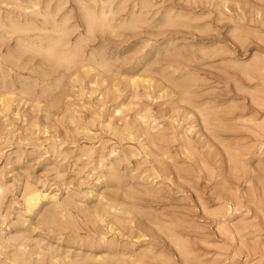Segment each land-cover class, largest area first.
<instances>
[{"label":"rangeland","instance_id":"obj_1","mask_svg":"<svg viewBox=\"0 0 264 264\" xmlns=\"http://www.w3.org/2000/svg\"><path fill=\"white\" fill-rule=\"evenodd\" d=\"M49 1L0 0V264H264V0Z\"/></svg>","mask_w":264,"mask_h":264},{"label":"bare ground","instance_id":"obj_2","mask_svg":"<svg viewBox=\"0 0 264 264\" xmlns=\"http://www.w3.org/2000/svg\"><path fill=\"white\" fill-rule=\"evenodd\" d=\"M5 1V0H4ZM8 1V0H7ZM47 1H49V0H47ZM75 1V0H74ZM88 1V0H87ZM90 1V0H89ZM120 1V0H119ZM118 1V2H119ZM147 1V0H146ZM151 1V0H150ZM12 2V1H11ZM10 2V3H11ZM15 2H18V0L16 1L15 0ZM100 2V1H99ZM127 2V1H126ZM13 3V2H12ZM22 3V2H21ZM27 3H28V1H27ZM49 3H50V1H49ZM68 3V2H67ZM93 3V2H92ZM101 3V2H100ZM109 3V2H108ZM46 4H47V2H46ZM95 3H93V5H94ZM119 4V3H118ZM4 5V4H3ZM29 5H30V1H29ZM32 5V4H31ZM63 5V4H62ZM79 5V4H78ZM115 5V4H114ZM35 6V5H34ZM34 6H32V7H34ZM43 6H44V4H43ZM47 6V5H46ZM45 6V7H46ZM79 6H81L82 7V5H79ZM118 6V5H117ZM122 6V5H121ZM23 7V6H22ZM27 7V6H26ZM36 7V6H35ZM47 7H49V6H47ZM47 7H46V9H47ZM62 7V6H61ZM70 7V6H69ZM84 7V6H83ZM82 7V8H83ZM115 7V6H114ZM28 8V7H27ZM31 8V7H30ZM60 8V7H59ZM98 8H100L99 6H98ZM141 8V7H140ZM2 9V8H1ZM25 9V8H24ZM33 9V8H32ZM57 9V8H56ZM62 9V8H61ZM86 9V8H85ZM101 9V8H100ZM113 9V8H112ZM27 10V9H26ZM55 10V9H54ZM59 10V9H58ZM63 10H64V8H63ZM20 11V10H19ZM18 11V12H19ZM87 11V10H86ZM85 11V12H86ZM114 11V10H113ZM122 11V10H121ZM140 11V10H139ZM172 11V10H171ZM24 12V11H23ZM26 12V11H25ZM31 12V11H30ZM56 12V11H55ZM58 12H60V11H58ZM88 12V11H87ZM102 12V11H101ZM141 12V11H140ZM167 12H169V11H167ZM29 13V12H28ZM27 13V14H28ZM57 13V12H56ZM103 13H105V12H103ZM120 13V12H119ZM121 13H123V12H121ZM135 13V12H134ZM221 13V12H220ZM16 14V13H15ZM86 14V13H85ZM106 14V13H105ZM51 15H52V13H51ZM65 15H67V14H65ZM132 15V14H131ZM37 16V15H36ZM135 16V15H134ZM38 17V16H37ZM114 17V16H113ZM166 17V16H165ZM86 18H88V31H90L91 32V29H92V27H95V26H97V25H99L98 27L99 28H102V26H103V24H102V22L101 23H99V24H96L97 23V19H96V17H95V15H91V13H89V14H87V16H86ZM117 18V17H116ZM121 18V17H120ZM140 18V17H139ZM42 19V18H41ZM52 19V18H51ZM72 19V18H71ZM102 19H104V18H102ZM118 19V18H117ZM142 19V18H141ZM172 19V18H171ZM184 19V18H183ZM191 19V18H190ZM63 20H65L64 18H63ZM63 20H61V21H63ZM87 20V19H86ZM114 20V19H113ZM116 20V19H115ZM135 20V19H134ZM170 20V19H169ZM45 21V20H44ZM48 21V20H47ZM51 21V20H50ZM104 21V20H103ZM55 22V21H54ZM59 22V21H58ZM64 22V21H63ZM67 22V21H66ZM122 22V21H121ZM135 22H137V21H135ZM141 22V21H140ZM53 23V22H52ZM52 23H51V25H52ZM143 23H145V22H142L140 25H142ZM162 23V22H161ZM22 24V23H21ZM50 24V23H49ZM56 24V23H55ZM61 24H63L62 22H61ZM108 25V24H107ZM119 25V24H118ZM121 25V24H120ZM126 25V24H125ZM128 25V24H127ZM130 26V25H129ZM161 26H163V25H161ZM173 26H174V24H173ZM120 27V26H119ZM168 27V26H167ZM171 27V26H170ZM180 27H182V26H180ZM125 28V27H124ZM127 28V27H126ZM163 28H164V26H163ZM165 28H166V26H165ZM176 28V27H175ZM64 29V28H63ZM63 29H62V32H63ZM75 29V28H74ZM116 29V28H115ZM152 29V28H151ZM178 29V28H177ZM29 30V29H28ZM55 30V29H54ZM57 31L59 30L58 28L56 29ZM67 31H68V29H66ZM76 30V29H75ZM25 31V30H24ZM23 30H22V32H24ZM27 31V30H26ZM37 31V30H36ZM41 31V30H40ZM39 31V32H40ZM88 31H87V33H88ZM101 30H99V32H100ZM124 31H126L125 29H124ZM130 31V30H129ZM128 31V32H129ZM149 31V30H148ZM34 32H35V30H34ZM52 32H53V30H52ZM62 32H60V33H62ZM144 32V31H143ZM154 32V31H153ZM90 34V33H89ZM89 34H88V36H89ZM99 34V33H98ZM109 34V33H108ZM5 35V34H4ZM60 35V34H59ZM102 35V34H101ZM111 35V34H110ZM90 36H91V34H90ZM4 37L5 36H3L2 38L4 39ZM31 37H32V35H31ZM36 37H37V35H36ZM7 38V37H6ZM90 38V37H89ZM93 39V38H92ZM6 40V39H5ZM22 40V39H21ZM88 41H90V43H91V39H87ZM237 40V39H236ZM1 41V40H0ZM32 41H34V40H32ZM55 42L53 43V44H56V43H58V42H60V37H57V39H55L54 40ZM66 41V40H65ZM86 41V40H85ZM28 42V41H27ZM71 42H72V40H71ZM32 43V42H31ZM41 43V42H40ZM45 44V43H44ZM43 44V45H44ZM52 44V43H51ZM29 46V45H28ZM31 46V45H30ZM37 47V46H36ZM77 48V47H76ZM75 48V49H76ZM185 48V47H184ZM217 48H219V47H217ZM224 49V48H223ZM41 50V49H40ZM46 50H47V53H48V56L49 57H53V52L51 51L52 50V48L51 47H49V46H47L46 47ZM181 50V49H180ZM39 52V51H38ZM217 53V52H216ZM22 53H20V55H21ZM76 54H77V51L76 50H74V52L73 53H71L69 56H67V57H60L59 59H57L58 61H61V62H63L64 64H67V65H70L69 63H71V61L73 60V58L76 56ZM98 54V53H97ZM215 54V53H214ZM62 55V54H61ZM100 56V55H99ZM175 56V55H174ZM177 56V55H176ZM219 56V55H218ZM83 57V56H82ZM213 57V56H212ZM216 57V56H215ZM253 57H256V56H253ZM55 58V57H54ZM180 58V57H179ZM214 58V57H213ZM258 60H259V58L258 57H256ZM16 60V59H15ZM18 60V59H17ZM82 60V59H81ZM94 60V59H93ZM103 60V59H102ZM162 60V59H161ZM187 60V59H186ZM53 61V60H52ZM124 61V60H123ZM184 61V60H183ZM85 62V61H84ZM83 62V63H84ZM62 63V64H63ZM82 63V64H83ZM101 63V62H100ZM107 63V62H106ZM18 64V63H17ZM90 64V63H89ZM251 64V63H250ZM262 64V63H261ZM19 65V64H18ZM86 65H88L87 63L85 64V66ZM95 65V64H94ZM106 65H108V64H105V66ZM111 65V64H110ZM72 66V65H71ZM81 66V68L83 67V65H80ZM80 66H77L76 68H77V71H78V67H80ZM92 66V65H91ZM112 66V65H111ZM110 66V67H111ZM97 67H99V70H100V66H97ZM25 68V67H24ZM67 68V67H66ZM76 68H75V70H76ZM94 68H96L95 66L93 67V68H91V69H94ZM112 68V67H111ZM80 69V68H79ZM88 70V69H87ZM246 70H248L249 72H250V74H248V75H251V73H255V74H257V73H259L260 75L262 74L260 71L261 70H264V68H261L260 67V65H259V63L256 61V62H254L252 65H250V66H248V69H246ZM58 71V70H57ZM56 71V72H57ZM89 71V70H88ZM92 71V70H91ZM90 71V72H91ZM247 71V72H248ZM103 72V71H102ZM101 72V73H102ZM262 72H264V71H262ZM73 73V72H72ZM104 73V72H103ZM85 75V74H84ZM89 75V74H88ZM99 75H102V74H99ZM254 75V74H253ZM262 75H264V74H262ZM76 76H78V74L76 75ZM90 76V75H89ZM94 77H96V76H94ZM100 78H101V76H99ZM104 77H105V75H104ZM250 77H252V76H250ZM259 77V76H258ZM4 78H5V74H4ZM42 78V77H41ZM43 79V78H42ZM92 79V78H91ZM98 79V81L100 80L99 78H97ZM96 79V80H97ZM116 79V78H115ZM75 80V79H74ZM132 80V79H131ZM78 81H79V79H78ZM97 81V82H98ZM102 81V80H101ZM105 81H106V79H105ZM114 81V80H113ZM1 82V81H0ZM56 82V81H55ZM104 82V81H103ZM134 80H132V82H131V84H134ZM4 83H5V80H4ZM101 83V82H100ZM24 85V84H23ZM94 85V84H93ZM45 86V85H44ZM41 87H43V86H41ZM35 89V88H34ZM1 91H3L2 89H0ZM8 91V90H7ZM6 91V92H7ZM5 92V93H6ZM9 92H12V91H9ZM8 92V93H9ZM25 92V91H24ZM34 92V91H33ZM5 93H3V94H5ZM26 93V92H25ZM262 93H264V92H262ZM23 95H27V94H23ZM186 95H188V94H186ZM2 98H3V96H1ZM0 97V99H2ZM253 99V98H252ZM184 101V100H183ZM255 101H259V100H255ZM262 101H264V100H262ZM9 102V101H8ZM260 102V101H259ZM258 102V103H259ZM183 103V102H182ZM4 103H2V105H3ZM5 104H7V103H5ZM7 107V106H6ZM5 106H4V108H6ZM193 108V107H192ZM201 108H203V106L201 107ZM1 109V108H0ZM3 109V108H2ZM199 109V108H198ZM196 110V109H195ZM201 110V109H200ZM202 110H204V109H202ZM120 111H121V109H118V110H116L115 111V115H118L119 113H120ZM198 111V110H197ZM199 112V111H198ZM204 112H205V110H204ZM201 113V112H200ZM199 114V113H198ZM208 114V113H207ZM175 115V114H174ZM187 116V115H186ZM200 116H203V115H200ZM117 117V116H116ZM172 117V116H171ZM135 118V117H134ZM138 118L140 119V121H139V127H140V131H142V135H145V136H147V138H148V140H152L153 138H155V136L153 137V135H152V133H151V131H153V130H155V128H156V126L158 125V128H159V124H157V125H155V123H156V120L154 121V120H152V122L150 121V123H148L147 124V126H145L146 125V123H147V120H148V117L147 116H145L144 114L143 115H138ZM204 120L206 119L205 117L203 118ZM174 121V120H173ZM122 122V121H121ZM129 122V121H128ZM178 122V121H177ZM207 125L209 124V123H207V121L205 120L204 121ZM125 123V122H124ZM120 124V123H119ZM137 125V124H136ZM113 126H114V124H113ZM125 126V125H124ZM192 126V125H191ZM260 126V125H259ZM116 127H118V126H116ZM138 127V126H137ZM257 127H258V125H257ZM113 128V127H112ZM119 128V127H118ZM118 128H114V131H115V134H116V131H117V129ZM158 128H157V130H158ZM161 128V127H160ZM203 128H204V124H203ZM124 129V128H123ZM139 129V128H138ZM189 129L190 128H188L186 131H179L178 133H176L177 134V136L179 137V140H180V145L181 146H179L180 147V149H181V147L183 148V149H186V148H188V145H190V147H191V144H189L190 142V140H189V138H188V131H189ZM205 129H207V128H204V131H205ZM261 129H264V127H262ZM122 130V129H121ZM127 130H128V128H127ZM179 130V129H178ZM177 130V131H178ZM185 130V129H184ZM111 131H113V129L111 130ZM113 131V132H114ZM120 131V130H119ZM163 131H160V133H162ZM157 133V132H156ZM190 133V132H189ZM209 133V132H208ZM113 134V133H112ZM117 134H118V132H117ZM140 134V133H139ZM159 134V133H158ZM158 134H154V135H158ZM192 134V133H191ZM206 134V133H205ZM128 135H129V133H128ZM137 135V134H136ZM164 134H161V136H160V138H162V136H163ZM118 136V135H117ZM261 136H262V134H261ZM153 137V138H152ZM164 137H165V135H164ZM178 137L177 138H175V139H178ZM192 137V136H191ZM147 138H144V139H147ZM158 138H159V135H158ZM160 138H159V140H160ZM120 139V138H119ZM122 139V138H121ZM122 140H124V138L122 139ZM158 140V139H157ZM156 140V141H157ZM154 141H155V139H154ZM161 141V140H160ZM166 141V140H165ZM164 141V142H165ZM172 141V140H171ZM176 141V140H175ZM167 142V141H166ZM191 142H193V141H191ZM155 143V142H154ZM156 143H158V142H156ZM179 143V142H178ZM194 143V142H193ZM151 143H149L148 145H150ZM162 144H164L163 143V141H162ZM154 145V144H153ZM223 145V144H222ZM59 146H61V145H58V147ZM103 146H104V144H103ZM106 146V145H105ZM152 146V145H151ZM112 147V146H111ZM54 149H55V146L53 147ZM60 148V147H59ZM141 148V147H140ZM58 149V148H57ZM144 149V148H143ZM145 149H146V147H145ZM193 148L191 147V150H192ZM238 149H240V148H238ZM188 150V149H187ZM228 150V149H227ZM57 151V150H56ZM87 151V150H86ZM93 151H95V150H93ZM99 151H101V149L99 150ZM98 151V152H99ZM115 151H116V149H111V151H110V154H111V156H114L113 154L115 153ZM104 152V151H103ZM120 152V151H119ZM227 152V151H226ZM233 152V151H232ZM240 152V150H238V153ZM95 153H97V152H95ZM159 153H164V152H159ZM210 153V152H209ZM83 154H86V153H83ZM92 154V153H91ZM102 154V153H101ZM157 154V153H156ZM165 154V153H164ZM213 154V153H212ZM236 154H237V152H236ZM119 155V154H118ZM163 155V154H162ZM209 155H211V154H208V157H209ZM229 155H230V151H229ZM228 155V156H229ZM232 155H234V154H232ZM238 155V154H237ZM91 156V155H90ZM129 156V155H128ZM161 156V155H160ZM191 156V155H190ZM99 157V156H98ZM123 157H124V154H123ZM216 157V156H215ZM218 157V156H217ZM164 159L166 158L165 156L163 157ZM189 158H191V157H189ZM125 159V158H124ZM161 159V158H160ZM167 159V158H166ZM216 159V158H215ZM229 159V158H228ZM234 159V158H233ZM239 159V158H238ZM99 160V159H98ZM161 160H163V159H161ZM169 160V159H168ZM230 160H232V159H230ZM237 160V159H236ZM102 161V160H101ZM101 161H100V163H101ZM118 161V160H117ZM216 161H217V159H216ZM233 161V160H232ZM232 161H231V163H232ZM240 160H238V162H239ZM160 162V161H159ZM163 162H164V160H163ZM168 162V161H167ZM104 163V162H103ZM157 164H158V162H156ZM164 163H166V162H164ZM203 163H205V162H203ZM215 163V162H214ZM229 163H230V161H229ZM241 163V162H240ZM169 164V163H168ZM167 164V165H168ZM172 164V163H171ZM99 165V164H98ZM115 165V164H114ZM159 165V164H158ZM162 165H164L163 163H162ZM173 165V164H172ZM203 166H205V167H207L206 165H204V164H202ZM233 165H236L235 163L233 164ZM106 166V165H105ZM169 166H170V164H169ZM198 166V165H197ZM237 166V165H236ZM240 166V165H239ZM116 167H117V165H116ZM205 167H204V169H205ZM159 167H157V169H158ZM245 168V167H244ZM170 169V168H169ZM169 169H165V170H169ZM117 170V169H116ZM161 171V170H160ZM169 171H171V170H169ZM208 171V169H206V172ZM152 172V171H151ZM155 172V171H154ZM153 172V173H154ZM158 172V171H157ZM60 173V172H59ZM167 173V172H166ZM171 173V172H170ZM169 173V174H170ZM113 175V174H112ZM155 175V174H154ZM2 176L3 175H1L0 174V197L2 196V194H3V191H4V186H2L1 185V181H2ZM210 176V175H209ZM168 178H170V175H169V177ZM108 179V178H107ZM169 181H172V180H170L169 179ZM45 186V185H44ZM44 186L42 187H37V186H34V185H31V184H29L28 182L25 184V186H24V188H23V192H21L22 194H21V200H22V203H23V206H24V210H25V213L27 214V215H31L35 210H36V208L39 206V204L42 202V201H44V200H46V199H48V200H50L53 204H55V206L56 205H61L63 202H62V200L60 199V198H58V195L57 194H50V193H48L45 189H44ZM146 187V186H145ZM48 188V187H47ZM50 188V187H49ZM58 192V191H57ZM145 192H146V190H145ZM146 194H147V192H146ZM68 195V194H67ZM234 195V194H233ZM236 195V194H235ZM62 197V196H61ZM74 197V196H73ZM127 198H129V197H127ZM235 198V197H234ZM240 198V197H239ZM59 199L61 200V202H59ZM64 199V198H63ZM67 199V198H66ZM69 199H71V198H69ZM65 200V199H64ZM63 200V201H64ZM116 200V199H115ZM70 201V200H69ZM68 200H67V202H69ZM72 203V202H71ZM64 205H62V207H63ZM74 206V205H73ZM114 207V206H113ZM55 209V208H54ZM115 209H116V207H115ZM56 210V209H55ZM58 210H60L59 209V207H58ZM1 211V210H0ZM117 211V210H116ZM119 211V210H118ZM52 212V211H51ZM59 212V211H58ZM63 212V211H62ZM55 213H57V212H54V214ZM64 213H65V211H64ZM113 213H115V212H113ZM118 213V212H117ZM53 214V215H54ZM66 214V213H65ZM87 214H89V213H87ZM96 214V213H95ZM2 215H4L3 213L1 214V217H2ZM46 215V214H45ZM60 215V214H59ZM71 215V214H70ZM90 215H92V214H90ZM97 215V214H96ZM42 217V216H41ZM56 217V216H55ZM57 217H59V216H57ZM62 217V216H61ZM46 218V217H45ZM60 218V217H59ZM95 218V217H94ZM47 219V218H46ZM48 219H50V218H48ZM52 219V218H51ZM61 219V218H60ZM116 219V218H115ZM2 220V219H1ZM59 220V219H58ZM70 220V219H69ZM4 221V220H3ZM52 221V220H51ZM60 221V220H59ZM40 222V221H39ZM38 221H37V223H39ZM56 222H57V220H56ZM56 222H54V223H56ZM221 222V221H220ZM219 222V223H220ZM244 222V221H243ZM2 223V222H1ZM221 223H223V221L221 222ZM24 224V223H23ZM44 224V223H43ZM45 224H46V222H45ZM48 224V223H47ZM39 225H41V223H39ZM221 225V224H220ZM234 225V224H233ZM242 225V224H241ZM42 226V225H41ZM56 226V225H55ZM164 226V225H163ZM236 226H237V223H236ZM239 226V225H238ZM45 227H46V225H45ZM49 228H50V226H48ZM52 227V226H51ZM57 227V226H56ZM76 227V226H75ZM222 227H223V225H222ZM235 227V226H234ZM234 227L232 226V225H227L226 224V226L223 228V229H225L227 232H230L231 230H233L234 229ZM244 227V226H243ZM61 228V227H60ZM64 228H66L65 226H64ZM167 228V227H166ZM53 229H54V226H53ZM59 229V228H58ZM62 229V228H61ZM236 229H237V227H236ZM73 230V229H72ZM60 231V230H59ZM20 232V231H19ZM20 235V234H22V233H17V235ZM24 234V233H23ZM172 234H174V233H172ZM19 235H18V237H19ZM175 235V234H174ZM176 236V235H175ZM174 236V237H175ZM17 237V238H18ZM171 237V236H170ZM177 237V236H176ZM8 238V237H7ZM16 238V239H17ZM101 238H103V237H101ZM171 238H173V237H171ZM179 238V237H178ZM26 239V238H25ZM60 239V238H59ZM4 240V239H3ZM11 240V239H10ZM12 240H13V238H12ZM182 240V239H181ZM1 241V240H0ZM17 241V240H16ZM23 241H24V239H23ZM26 241H27V239H26ZM171 241V240H170ZM13 242V241H12ZM22 242V241H21ZM176 242V241H175ZM170 243H172V242H170ZM181 243H182V241H181ZM19 244H20V242H19ZM173 244V243H172ZM176 243H174L173 245H175ZM10 245V244H9ZM8 245V246H9ZM185 245V244H184ZM12 246V245H11ZM16 246H18V245H16ZM20 246H22V245H20ZM181 246V245H180ZM1 247H2V245H1ZM0 247V248H1ZM6 247V246H5ZM23 248H24V246H22ZM182 247H184V246H182ZM181 247V248H182ZM7 248V247H6ZM18 248V247H17ZM21 248V247H20ZM16 249V248H15ZM71 249V248H70ZM182 250V249H181ZM42 251V250H41ZM40 251V252H41ZM180 251V250H179ZM178 251V252H179ZM34 252V251H33ZM40 252H38V253H40ZM180 252H182V251H180ZM188 252H190V251H188ZM18 253H19V255H18V257L17 256H15V258L13 259V263H15V262H17L18 260H20V261H24V257L25 256H23V253L20 251V250H18ZM182 253H184V252H182ZM25 254V253H24ZM26 255V254H25ZM36 255H38V254H36ZM35 255V256H36ZM185 255V254H184ZM23 256V257H22ZM40 256V255H39ZM38 256V257H39ZM182 254H181V258H182ZM45 257V256H44ZM52 257V256H51ZM54 257V256H53ZM79 257H80V255H79ZM86 257V256H85ZM89 257V256H88ZM111 257V256H110ZM12 258V257H11ZM36 258V257H35ZM57 258V257H56ZM75 258V257H74ZM91 258H93V257H91ZM106 258V257H105ZM117 258V257H116ZM121 258V257H120ZM119 258V259H120ZM123 258V257H122ZM130 258V257H129ZM32 259V258H31ZM60 259V258H59ZM64 259V258H63ZM90 259V258H89ZM95 259V258H94ZM99 259V258H98ZM104 259V258H103ZM102 259V260H103ZM183 259V258H182ZM5 260V259H4ZM11 260V259H10ZM25 260H26V258H25ZM52 260H55L54 258L52 259ZM62 260V259H61ZM96 260H97V258H96ZM101 260V259H100ZM117 260H118V258H117ZM121 260V259H120ZM189 260H191V259H189ZM27 261H28V259H27ZM65 261H66V259H65ZM73 262H74V259L72 260ZM89 261V260H88ZM90 261H92V259L90 260ZM95 261V260H94ZM188 261V260H187ZM192 261V260H191ZM29 262V261H28ZM53 262V261H52ZM52 262H51V264H52ZM62 262V261H61ZM103 262H104V260H103ZM102 262V263H103ZM107 262V261H106ZM106 262H104V263H106ZM11 263V262H10ZM25 263H27V262H25ZM54 263V262H53ZM79 263V262H78ZM85 263H86V261H85ZM108 263V262H107ZM106 263V264H107ZM111 263V262H110ZM118 263H120L119 261H118ZM121 263H122V261H121ZM189 263V262H188ZM3 264H8V263H3ZM17 264H18V262H17ZM29 264V263H28ZM38 264V263H37ZM72 264V263H71Z\"/></svg>","mask_w":264,"mask_h":264}]
</instances>
